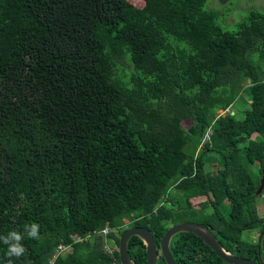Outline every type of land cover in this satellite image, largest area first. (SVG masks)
I'll return each instance as SVG.
<instances>
[{"label":"trees","instance_id":"obj_1","mask_svg":"<svg viewBox=\"0 0 264 264\" xmlns=\"http://www.w3.org/2000/svg\"><path fill=\"white\" fill-rule=\"evenodd\" d=\"M206 1L0 0V235L20 231L27 249L13 264H49L61 243L72 250L53 264H121L107 237L118 247L124 226H143L158 247L183 221L264 264V12L229 30ZM121 58L131 71L116 72ZM241 92L249 107L226 111ZM169 246L178 264H228L193 232ZM128 255L146 264L136 235Z\"/></svg>","mask_w":264,"mask_h":264},{"label":"water","instance_id":"obj_2","mask_svg":"<svg viewBox=\"0 0 264 264\" xmlns=\"http://www.w3.org/2000/svg\"><path fill=\"white\" fill-rule=\"evenodd\" d=\"M264 187V178H261L256 194H260ZM179 232H193L203 242L209 245L217 255L228 264H260L257 260L235 255L226 250L209 228L202 223L194 221H183L171 224L167 227L158 242V247L152 232L143 226L125 227L119 236L118 253L121 264H134L128 255V241L131 236H138L144 243L146 249V264H157L159 254L164 258L166 264H178L170 250V239Z\"/></svg>","mask_w":264,"mask_h":264},{"label":"rangeland","instance_id":"obj_3","mask_svg":"<svg viewBox=\"0 0 264 264\" xmlns=\"http://www.w3.org/2000/svg\"><path fill=\"white\" fill-rule=\"evenodd\" d=\"M131 3L136 5L137 7H142L144 5V0H129ZM206 8H213L218 9L223 12V15L220 18V22L229 30H234L237 27V24L246 17L248 12L252 9H257L264 12V0H207L206 1ZM118 67L116 69V72L119 73L122 71L123 68H126V70L129 72L131 71V66L133 68V65H129L128 61L125 58H121L117 60ZM244 85H248L251 83V78H246L244 80ZM250 100L245 95L244 92H241L236 99V101L230 106L229 109L226 111H230L231 113L239 112V115H242L246 108L249 107ZM225 111L220 110L219 114H223ZM183 127L191 132H194L192 120L189 118H186L182 121ZM258 137V136H257ZM205 172L208 174L214 173L216 170V166L214 163H206L204 166ZM205 197H197L192 198V203L194 205L198 204V201L204 200ZM171 200H174V195H171L166 198L165 203L168 204ZM168 202V203H167ZM257 203V209L258 213L261 216H264V195L260 193V196L256 199ZM129 221L126 219L127 224ZM124 226L122 230L125 228ZM120 230V233L122 232ZM113 232L117 235L119 234L118 229H114ZM249 234V233H248ZM258 235V231H254L250 233V237L252 240L255 241L256 237ZM104 236V235H103ZM120 236V234H119ZM244 236H247V234H244ZM108 238V237H107ZM106 243V241H105ZM108 244L111 246L113 250L117 249V245L115 242V239L113 237L108 238Z\"/></svg>","mask_w":264,"mask_h":264},{"label":"clouds","instance_id":"obj_4","mask_svg":"<svg viewBox=\"0 0 264 264\" xmlns=\"http://www.w3.org/2000/svg\"><path fill=\"white\" fill-rule=\"evenodd\" d=\"M24 233L30 239L39 240L40 238V224L38 222H32L24 226ZM25 236L20 231L11 230L7 234L0 235V242L7 246L6 264H13L12 258H20L27 251L23 240Z\"/></svg>","mask_w":264,"mask_h":264},{"label":"built area","instance_id":"obj_5","mask_svg":"<svg viewBox=\"0 0 264 264\" xmlns=\"http://www.w3.org/2000/svg\"><path fill=\"white\" fill-rule=\"evenodd\" d=\"M210 128H208L207 132L205 133L202 142L205 140L210 139ZM114 230L113 228H110L109 226H105L103 229H101L100 233L103 235H108V233ZM92 235V233L87 234L86 236H80L78 234H73L72 235V241L74 242H82L86 239H88L90 236ZM105 249L110 253L113 254V249L111 248V246L108 244V238L106 239V243H105ZM72 250V245L70 243H61L59 244L55 249H54V254L52 256V258H50L49 260V264H53L54 259L62 254H65L67 252H70ZM113 264H119L116 261H113Z\"/></svg>","mask_w":264,"mask_h":264}]
</instances>
